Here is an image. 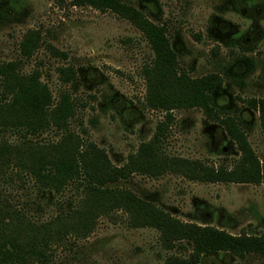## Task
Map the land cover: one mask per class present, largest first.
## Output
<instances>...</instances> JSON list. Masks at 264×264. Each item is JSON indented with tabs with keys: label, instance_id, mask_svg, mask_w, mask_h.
Instances as JSON below:
<instances>
[{
	"label": "rangeland",
	"instance_id": "obj_1",
	"mask_svg": "<svg viewBox=\"0 0 264 264\" xmlns=\"http://www.w3.org/2000/svg\"><path fill=\"white\" fill-rule=\"evenodd\" d=\"M149 22L165 25L180 69L189 77L218 74L212 106L220 116L241 119L248 140L264 163V136L258 114L247 100L264 98V0H120ZM40 33L33 56L19 54L27 31ZM153 51L142 33L110 11L73 7L57 0H0V64L19 61L21 72L41 71L54 99L67 93L74 105L69 129L101 149L114 167L127 164L148 143L158 126L167 124L162 151L177 159L209 167L239 158L235 143L218 122L199 108L153 110L145 103V69ZM71 67L73 82L62 83L57 69ZM3 137L17 143L12 133ZM54 129L40 137L55 142ZM0 178V194L36 222H44L78 203L80 192H39L22 174ZM8 177V176H7ZM130 190L143 201L181 223L211 227L232 236L264 237V183L235 184L193 181L167 171L151 177L134 173L108 185ZM168 249L159 231L136 227L121 211L100 216L84 238H70L55 249L51 264H165L170 256L187 258L191 246ZM199 264H264V255L239 259L228 252H209Z\"/></svg>",
	"mask_w": 264,
	"mask_h": 264
},
{
	"label": "trees",
	"instance_id": "obj_2",
	"mask_svg": "<svg viewBox=\"0 0 264 264\" xmlns=\"http://www.w3.org/2000/svg\"><path fill=\"white\" fill-rule=\"evenodd\" d=\"M73 7H91L110 11L130 21L147 40L153 61L144 71L145 103L153 110L166 113L171 120L173 110L199 108L209 119L218 122L235 143L239 158L232 163L209 167L201 162L177 159L162 151L167 124L158 126L156 134L130 156L126 165L114 167L106 154L69 129L74 105L67 93L54 102L48 86L41 81V71L34 68L21 72L20 62L0 64V178L9 174L18 179L29 177L39 192L61 195L73 189L81 193L78 203L44 222L25 216L0 194V264H51L55 249L70 238L86 237L100 216L121 210L136 227L154 228L168 249L191 246L187 258L175 255L165 264H199L203 254L228 252L239 259L247 254L264 255V237L232 236L211 227L181 223L143 201L130 190L108 185L127 181L139 173L156 177L167 171L193 181L260 185L264 183V163L251 146L239 117L220 116L212 106L210 91L222 84L218 74L189 77L179 67L177 55L170 46L165 25L149 22L139 11L120 0H57ZM40 33L27 31L20 43L19 54L33 56L41 44ZM62 83L73 82L71 68L57 69ZM247 106L257 112L264 136V98H252ZM54 129L55 142L33 138ZM4 133L14 134L11 143ZM25 175V176H22ZM8 176V177H7Z\"/></svg>",
	"mask_w": 264,
	"mask_h": 264
}]
</instances>
